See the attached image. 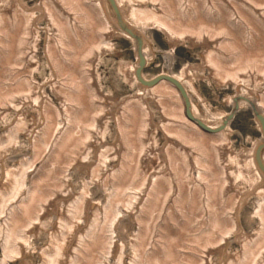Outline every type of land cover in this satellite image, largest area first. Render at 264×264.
I'll use <instances>...</instances> for the list:
<instances>
[{
    "label": "bare ground",
    "instance_id": "bare-ground-1",
    "mask_svg": "<svg viewBox=\"0 0 264 264\" xmlns=\"http://www.w3.org/2000/svg\"><path fill=\"white\" fill-rule=\"evenodd\" d=\"M152 30L167 68L149 76ZM181 46L196 60L176 69ZM111 55L119 98L100 84ZM239 110L259 137L235 149ZM262 125L264 0H0V264H264ZM21 136L31 159L9 165Z\"/></svg>",
    "mask_w": 264,
    "mask_h": 264
},
{
    "label": "rangeland",
    "instance_id": "rangeland-1",
    "mask_svg": "<svg viewBox=\"0 0 264 264\" xmlns=\"http://www.w3.org/2000/svg\"><path fill=\"white\" fill-rule=\"evenodd\" d=\"M147 35L153 40L155 49L158 52L155 54L154 59L145 67L144 70L146 74H148L149 76H154L159 72H161L162 69L167 68V62L164 53L168 50V48H167V43L164 40V36L160 32L156 30H152ZM114 41H117V45L125 53V56L127 58L134 59L135 53L131 47L130 42H128L124 38H119V37L114 39ZM196 53H197V49L192 50L185 46L176 48L175 55L172 58V65H175V68L178 69L180 64L185 60L195 61ZM115 60H117L115 55H111L109 57L106 56V58H104L103 64L99 66L98 72L100 75L101 87L107 92L109 91L111 93H114L115 96L119 98L125 94L127 95L130 91V87L124 82L120 81V76L117 71V66L115 65ZM44 73H47V71H44ZM200 89L211 107H219V109L216 110L222 112L223 114H227L231 110L232 107L221 104V101L223 100L224 91L215 88L213 85H204V84H202ZM230 90L231 88L228 89V92H230ZM214 93L216 94L217 98H215ZM153 116H155L154 120H158L157 114ZM229 127L232 131L231 139L235 149H238L239 146L243 143L244 137L246 136L247 132L249 134H252L254 137L256 136V138L259 137V132L257 131L251 112L248 111L244 112L242 110L237 111L233 119L229 122ZM0 133H3V128L1 127H0ZM157 136H158L157 137L158 144L162 145V143L164 142L163 138L160 136L159 133L157 134ZM20 139L22 144V151L17 154V158H14L15 154H13L11 156L12 159H8L9 165H12L14 161H16L17 159L19 160V157L26 158L28 160L31 159L32 152L30 150V147H28L27 140L25 139L24 136H21ZM172 143L174 145L176 142L172 141ZM177 151L181 152L179 150ZM183 155L188 156V153L184 152ZM161 167H163L162 168L163 170L165 169L164 166ZM78 175L80 174L72 175V179L75 180L76 182L78 179ZM87 178L88 177L86 176V179ZM79 181L80 179H78L77 184L79 183ZM28 185L29 183L27 182L25 186L28 187ZM92 196L94 197V195ZM246 220H247V214H246V218L244 219L242 218V223L244 224V227L248 230L249 227L246 226L245 223ZM129 228L133 229V226L130 225ZM119 230L121 231V229ZM39 242L40 244L44 243V240H39ZM33 263L35 264V261H33ZM15 264H19V263H15ZM109 264H112L111 260Z\"/></svg>",
    "mask_w": 264,
    "mask_h": 264
},
{
    "label": "water",
    "instance_id": "water-1",
    "mask_svg": "<svg viewBox=\"0 0 264 264\" xmlns=\"http://www.w3.org/2000/svg\"><path fill=\"white\" fill-rule=\"evenodd\" d=\"M126 29V28H125ZM127 32H132L128 29H126ZM132 36V35H131ZM144 83H149V82H144ZM172 83L175 85L176 89L178 90L179 94L181 95L182 99H183V103H184V114L185 116L190 120V121H194L193 117L190 115V113L188 112V103L186 101V97H185V94L184 92L182 91L181 87L179 86V84L175 83L172 81ZM231 115H233V110H231V112L227 115L228 117H230ZM197 123V126L200 127L202 130L206 131V132H209V133H213L215 132L214 130L206 127L205 125H203L202 123L200 122H196ZM263 126V135H264V125ZM262 146V145H261Z\"/></svg>",
    "mask_w": 264,
    "mask_h": 264
}]
</instances>
